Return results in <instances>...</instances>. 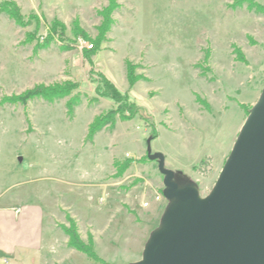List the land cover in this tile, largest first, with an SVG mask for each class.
I'll return each instance as SVG.
<instances>
[{"label":"rangeland","instance_id":"obj_1","mask_svg":"<svg viewBox=\"0 0 264 264\" xmlns=\"http://www.w3.org/2000/svg\"><path fill=\"white\" fill-rule=\"evenodd\" d=\"M6 2L24 25L0 8V219L34 229L46 213L60 253L47 248L36 264L140 261L167 206L155 201L164 176L148 150L211 192L264 88V0H115L111 12V0ZM103 80L127 107L100 94ZM55 84L73 91L11 101ZM72 223L104 263L68 246Z\"/></svg>","mask_w":264,"mask_h":264},{"label":"water","instance_id":"obj_2","mask_svg":"<svg viewBox=\"0 0 264 264\" xmlns=\"http://www.w3.org/2000/svg\"><path fill=\"white\" fill-rule=\"evenodd\" d=\"M148 157L164 176L167 206L132 264H264V88L207 196L178 181L163 153Z\"/></svg>","mask_w":264,"mask_h":264},{"label":"trees","instance_id":"obj_3","mask_svg":"<svg viewBox=\"0 0 264 264\" xmlns=\"http://www.w3.org/2000/svg\"><path fill=\"white\" fill-rule=\"evenodd\" d=\"M0 8L6 12V14L14 20L17 25H24V18L21 15V12L17 5L13 2H6L0 4ZM116 8L115 0H111V8L110 12L113 11ZM111 21L107 17L105 21V27L101 30V34L106 32L109 29ZM52 30L58 34L60 37L65 36V29L63 27L58 28L55 23L51 26ZM73 36L75 38H78L80 36L88 39L87 35L77 26L74 27ZM101 41V40H100ZM242 62H245L244 56L240 58ZM133 71V70H132ZM138 78H135L133 74H131V81L134 84L135 81H137ZM73 89L70 88L68 85H51V86H38L34 88L33 90L26 91L22 96L12 99L11 101L15 104L18 103H25L28 100L35 99V98H43L48 101L55 100L56 98L65 97L71 94ZM99 92L102 96L106 98H110L116 102L122 103V106L127 107L128 99L126 96L122 95L117 89H115L107 80H103V84L101 85V88H99ZM123 110L122 108L119 109ZM124 114V111L122 112ZM112 115H106V117H100L95 120L94 123L90 126V134L94 136L95 133H97L105 124H108V122L111 121ZM69 240H68V246L72 249H75L83 254H85L90 259H93L96 262L104 263L103 260H100L96 254L95 251H93V241L92 239H89V243H84L80 235L77 233V227L74 223H72L71 230L65 231Z\"/></svg>","mask_w":264,"mask_h":264},{"label":"crops","instance_id":"obj_4","mask_svg":"<svg viewBox=\"0 0 264 264\" xmlns=\"http://www.w3.org/2000/svg\"><path fill=\"white\" fill-rule=\"evenodd\" d=\"M10 210L17 212L14 207ZM38 212L40 220L38 224L33 225L34 229L23 228L28 223L27 219H15V221L6 217L0 219V264H30L31 261L36 264L45 258L48 249L49 255L60 253L59 249L57 252L53 249L56 242L51 235L50 228L45 224L46 213ZM22 222L25 223L22 224ZM18 223L19 231H17Z\"/></svg>","mask_w":264,"mask_h":264},{"label":"built area","instance_id":"obj_5","mask_svg":"<svg viewBox=\"0 0 264 264\" xmlns=\"http://www.w3.org/2000/svg\"><path fill=\"white\" fill-rule=\"evenodd\" d=\"M162 200H163V195H162L161 193H160L159 195L155 196V201H156V202H160V201H162ZM149 205H150L149 202H145V203H143V207H144V208L149 207Z\"/></svg>","mask_w":264,"mask_h":264}]
</instances>
